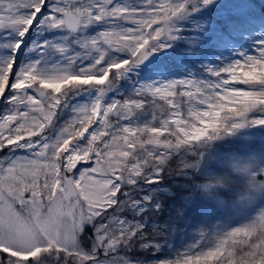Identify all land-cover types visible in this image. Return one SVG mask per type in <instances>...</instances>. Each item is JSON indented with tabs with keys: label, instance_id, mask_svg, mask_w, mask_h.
<instances>
[{
	"label": "snow or ice",
	"instance_id": "obj_1",
	"mask_svg": "<svg viewBox=\"0 0 264 264\" xmlns=\"http://www.w3.org/2000/svg\"><path fill=\"white\" fill-rule=\"evenodd\" d=\"M0 264H264L253 0H0Z\"/></svg>",
	"mask_w": 264,
	"mask_h": 264
},
{
	"label": "trees",
	"instance_id": "obj_2",
	"mask_svg": "<svg viewBox=\"0 0 264 264\" xmlns=\"http://www.w3.org/2000/svg\"><path fill=\"white\" fill-rule=\"evenodd\" d=\"M253 4L257 13L264 12V0H253Z\"/></svg>",
	"mask_w": 264,
	"mask_h": 264
},
{
	"label": "rangeland",
	"instance_id": "obj_3",
	"mask_svg": "<svg viewBox=\"0 0 264 264\" xmlns=\"http://www.w3.org/2000/svg\"><path fill=\"white\" fill-rule=\"evenodd\" d=\"M179 243V242H178Z\"/></svg>",
	"mask_w": 264,
	"mask_h": 264
}]
</instances>
